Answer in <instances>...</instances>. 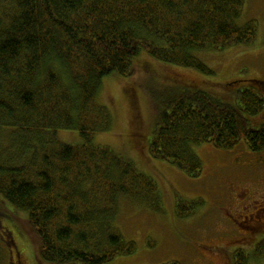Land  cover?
Segmentation results:
<instances>
[{"label": "trees", "instance_id": "trees-1", "mask_svg": "<svg viewBox=\"0 0 264 264\" xmlns=\"http://www.w3.org/2000/svg\"><path fill=\"white\" fill-rule=\"evenodd\" d=\"M246 2L0 0V133L18 130L17 138L26 139L28 132L29 139L22 151L7 155L0 140V208L27 213L42 264H107L136 252L137 243L115 227L122 198L151 204L159 189L132 160L94 143L96 134L114 125L109 108L97 101L103 80L133 76L143 52L214 75L197 53L256 40L257 21H237ZM237 85L242 87L232 96L189 90L172 99L150 155L197 177L204 164L196 145L229 150L245 141L263 151L264 80L237 79ZM65 129L79 131L83 143L60 142L56 134ZM46 130L52 134L42 137ZM157 202L152 206L159 209ZM203 203L180 201L178 217L193 215ZM0 252L10 257L1 241ZM250 256L238 250L231 258L247 264Z\"/></svg>", "mask_w": 264, "mask_h": 264}, {"label": "rangeland", "instance_id": "rangeland-1", "mask_svg": "<svg viewBox=\"0 0 264 264\" xmlns=\"http://www.w3.org/2000/svg\"><path fill=\"white\" fill-rule=\"evenodd\" d=\"M243 10L237 20L239 25L255 20L258 23L253 44L197 53L214 75L202 74L195 68L167 65L143 52L135 62L133 76L113 74L103 80L97 101L109 108L114 125L108 132L96 134L94 143L111 147L132 160L141 172L155 179L159 189V200L155 201L159 209L152 206L154 202L122 198L115 227L126 240L137 243V249L134 254L116 257L107 264H231L236 249L251 254L247 264H264L261 256L264 248L257 247L259 239H243L249 236V229L242 216L257 210L264 217V150L254 152L245 141L229 150L217 149L209 143L196 145L194 151L204 164L197 177L185 174L176 164L150 155L162 110L184 91L208 90L232 96L242 87L237 85V79L264 80V0H247ZM17 131L0 133L4 154L22 151L24 144L29 143L28 132L26 139H20ZM50 132L46 130L42 137H49ZM34 138V143H44ZM56 138L72 146L83 143L77 130H60ZM245 188L258 192L253 198L256 202L248 204L246 209L241 204L249 199ZM235 192L240 196H235ZM198 199L204 203L193 215L178 217L180 201ZM8 230L12 232L7 234ZM214 239L215 244L224 248V253L200 250ZM236 239L241 241L236 243ZM0 241L9 250L8 264H17V259L20 264H42L39 238L26 212L0 208ZM3 253L0 252V260L6 264Z\"/></svg>", "mask_w": 264, "mask_h": 264}, {"label": "flooded vegetation", "instance_id": "flooded-vegetation-1", "mask_svg": "<svg viewBox=\"0 0 264 264\" xmlns=\"http://www.w3.org/2000/svg\"><path fill=\"white\" fill-rule=\"evenodd\" d=\"M244 192H245V196H248V200L246 202H243L242 200V203L244 206V209L248 208L249 205H253L254 204V201L255 199L254 196L257 195L258 192L256 191H253L252 189H244ZM232 194V193H231ZM235 196H240L238 195V193H234ZM241 198V197H240ZM256 202V201H255ZM255 207V206H254ZM237 209V208H236ZM256 210V209H255ZM238 211V210H236ZM264 211V209H263ZM242 216H244V221L247 222V227L249 229V236L247 237H244L243 239H259V243L257 244V247H262L264 246V217L262 215H260V212H258L257 210L256 211H253L252 213H249V214H245V213H242ZM232 228V226L235 227V225H228ZM237 233V232H236ZM239 235V233H237ZM241 239H236L235 242L238 243L240 242ZM202 251H206V252H222L224 253V248H220L217 244H215V239L214 240H211V244H204L202 246V248L200 249ZM238 250H241V249H236L233 253H235L236 251ZM232 260V258H231ZM231 264H234V260L231 261Z\"/></svg>", "mask_w": 264, "mask_h": 264}]
</instances>
